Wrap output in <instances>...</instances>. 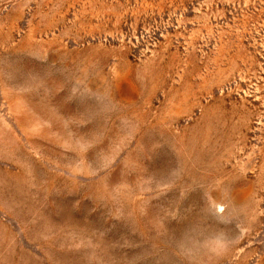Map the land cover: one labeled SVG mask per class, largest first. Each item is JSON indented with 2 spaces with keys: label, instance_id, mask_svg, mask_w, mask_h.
Listing matches in <instances>:
<instances>
[{
  "label": "rangeland",
  "instance_id": "374dc122",
  "mask_svg": "<svg viewBox=\"0 0 264 264\" xmlns=\"http://www.w3.org/2000/svg\"><path fill=\"white\" fill-rule=\"evenodd\" d=\"M0 264H264V0H0Z\"/></svg>",
  "mask_w": 264,
  "mask_h": 264
},
{
  "label": "snow or ice",
  "instance_id": "6c2138e0",
  "mask_svg": "<svg viewBox=\"0 0 264 264\" xmlns=\"http://www.w3.org/2000/svg\"><path fill=\"white\" fill-rule=\"evenodd\" d=\"M85 133V136H89L90 133L85 129L83 130ZM107 151V145L106 143H96L94 147L91 148V150L88 152V160L92 163L93 166L97 167L101 171H103L104 167H110L111 162L107 160V157L105 156V153ZM118 163V162H117ZM221 199L220 202L224 203L226 206H228L231 202V193L228 189V186L225 185L221 189ZM199 211V208L193 209V214H196ZM205 211L210 214L211 216H214L216 213V207L215 205L207 206L205 205ZM223 211V209H221Z\"/></svg>",
  "mask_w": 264,
  "mask_h": 264
}]
</instances>
